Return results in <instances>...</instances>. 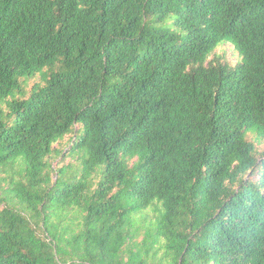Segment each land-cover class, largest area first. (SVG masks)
I'll return each mask as SVG.
<instances>
[{"label": "trees", "instance_id": "trees-1", "mask_svg": "<svg viewBox=\"0 0 264 264\" xmlns=\"http://www.w3.org/2000/svg\"><path fill=\"white\" fill-rule=\"evenodd\" d=\"M0 264H264V0H0Z\"/></svg>", "mask_w": 264, "mask_h": 264}, {"label": "rangeland", "instance_id": "rangeland-1", "mask_svg": "<svg viewBox=\"0 0 264 264\" xmlns=\"http://www.w3.org/2000/svg\"><path fill=\"white\" fill-rule=\"evenodd\" d=\"M216 52L219 54H223L225 56L226 61L229 62L230 64H235L240 59V56L237 53V51H235L229 43H223L219 45L218 48L216 49ZM73 161H74V158H68L64 162L71 163ZM74 167L75 169L73 170L72 174H75L77 172V169L79 168V164L76 163ZM55 175H56L55 172H53L54 178H55Z\"/></svg>", "mask_w": 264, "mask_h": 264}]
</instances>
